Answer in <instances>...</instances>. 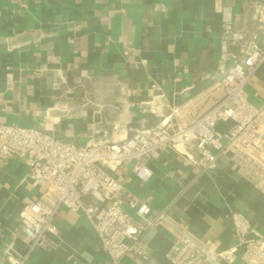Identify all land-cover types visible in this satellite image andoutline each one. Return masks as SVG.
Here are the masks:
<instances>
[{"label": "crops", "instance_id": "crops-1", "mask_svg": "<svg viewBox=\"0 0 264 264\" xmlns=\"http://www.w3.org/2000/svg\"><path fill=\"white\" fill-rule=\"evenodd\" d=\"M260 1L0 0V124L46 128L81 146L103 133L153 126L172 108L189 122L221 97L218 79L250 39L264 46V27L253 18ZM226 23L243 40L229 42ZM246 91L252 104L264 103V67ZM149 107L159 116L143 112ZM231 125L216 128L225 133ZM191 155L197 157L194 149ZM147 164L152 174L145 181L129 166L116 172L120 205L132 216L126 203L135 197L146 203V218L168 210L218 249L236 243L233 212L264 234V191L238 173L229 155L206 171L171 151ZM39 195L19 161L0 163V264L25 251L18 215ZM54 224L55 249H34L23 264H110L82 213L60 209ZM140 241L147 259L126 255L120 264H170L165 231L145 229Z\"/></svg>", "mask_w": 264, "mask_h": 264}, {"label": "built area", "instance_id": "built-area-1", "mask_svg": "<svg viewBox=\"0 0 264 264\" xmlns=\"http://www.w3.org/2000/svg\"><path fill=\"white\" fill-rule=\"evenodd\" d=\"M253 18L262 29L264 0L255 6ZM224 34L229 42L244 38L229 23L224 25ZM259 67H264V46H257L253 37L221 73V97L199 116L184 122L179 109L172 108L153 126L130 135L112 133L108 137L103 133L101 139L81 146L56 138L46 128L0 124V163L19 161L27 169L32 186L40 190L39 197L24 204L18 215L27 247L9 256L7 264H23L34 249H55L54 219L60 209L84 215L110 264H120L126 255L146 260L140 235L148 228H160L171 238L165 253L170 264H264V234L252 227L244 214L230 215L235 245L218 249L211 241L196 239L183 218L168 210L148 219L146 203L130 197L126 205L134 216L124 211L120 205L123 187L116 176L117 171L129 166L137 180L145 181L152 174L149 160L166 151L202 171L214 170L217 160L229 155L238 173L264 191V103L252 104L246 91ZM143 112L160 114L154 107ZM226 121L231 122V128L219 132L217 124ZM191 149L197 157L191 155Z\"/></svg>", "mask_w": 264, "mask_h": 264}]
</instances>
